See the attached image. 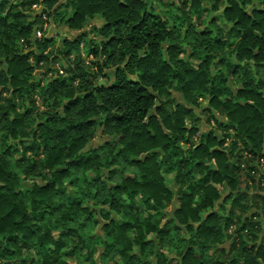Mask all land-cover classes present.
I'll list each match as a JSON object with an SVG mask.
<instances>
[{"label": "clouds", "instance_id": "1", "mask_svg": "<svg viewBox=\"0 0 264 264\" xmlns=\"http://www.w3.org/2000/svg\"><path fill=\"white\" fill-rule=\"evenodd\" d=\"M0 264H264V0H0Z\"/></svg>", "mask_w": 264, "mask_h": 264}]
</instances>
